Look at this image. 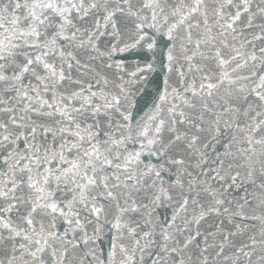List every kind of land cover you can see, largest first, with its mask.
I'll use <instances>...</instances> for the list:
<instances>
[{
  "label": "snow or ice",
  "instance_id": "1",
  "mask_svg": "<svg viewBox=\"0 0 264 264\" xmlns=\"http://www.w3.org/2000/svg\"><path fill=\"white\" fill-rule=\"evenodd\" d=\"M0 264H264V0H0Z\"/></svg>",
  "mask_w": 264,
  "mask_h": 264
}]
</instances>
